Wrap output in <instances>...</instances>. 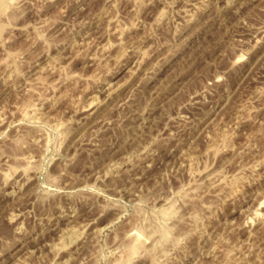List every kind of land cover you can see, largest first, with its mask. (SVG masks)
Wrapping results in <instances>:
<instances>
[{
    "label": "rangeland",
    "instance_id": "rangeland-1",
    "mask_svg": "<svg viewBox=\"0 0 264 264\" xmlns=\"http://www.w3.org/2000/svg\"><path fill=\"white\" fill-rule=\"evenodd\" d=\"M0 2V264H264V0Z\"/></svg>",
    "mask_w": 264,
    "mask_h": 264
},
{
    "label": "bare ground",
    "instance_id": "bare-ground-1",
    "mask_svg": "<svg viewBox=\"0 0 264 264\" xmlns=\"http://www.w3.org/2000/svg\"><path fill=\"white\" fill-rule=\"evenodd\" d=\"M4 2V1H3ZM1 3V2H0ZM3 4H5V3H3ZM1 5H2V3H1ZM3 6L4 5H2V8H3ZM9 6V5H8ZM1 8V7H0ZM9 9V8H8ZM1 10H3V9H1ZM5 10H7V8L5 7ZM1 12V11H0ZM27 166H28V164H26ZM26 169V168H25ZM28 169V168H27ZM28 171V170H27ZM26 171V172H27ZM173 214V213H172ZM72 216V215H71ZM164 216H165V214H164ZM167 216V215H166ZM163 217V216H162ZM167 217H169V215L167 216ZM165 218V217H164ZM170 218V217H169ZM155 227V226H154ZM161 227V226H160ZM162 228V227H161ZM153 229V228H152ZM157 229V228H156ZM155 229V231H157ZM170 229V228H169ZM148 231V230H147ZM155 231L153 230V232L152 233H155ZM164 230H162L161 232H163ZM159 232H160V230H159ZM164 232H168V231H164ZM142 233V232H141ZM140 233V234H141ZM145 233V232H144ZM144 233H142V234H144ZM152 233H150L151 235H152ZM147 234H149V232L147 233ZM156 234V233H155ZM161 234V233H160ZM133 235V234H132ZM131 235V236H132ZM154 235V234H153ZM167 235H169V233L167 234V233H165V236H167ZM145 236V235H144ZM165 236H164V239H165ZM128 237V236H127ZM139 237L140 236H137V237H135V236H132L131 238H129L130 239V243H129V246H131V250L134 252V251H136L138 248L137 247H139L140 248V246H138V240H139ZM150 238V237H149ZM155 238V237H154ZM140 241V240H139ZM145 241V240H144ZM163 243H165V241L163 242ZM155 244V243H154ZM160 245V244H159ZM158 244H157V247L159 246ZM147 247V246H146ZM149 248V247H148ZM154 249V248H153ZM150 250V249H149ZM155 250V249H154ZM151 251V250H150ZM127 253V252H126ZM132 253V252H131ZM140 253V252H139ZM132 255H134V253L132 254ZM130 257V256H129Z\"/></svg>",
    "mask_w": 264,
    "mask_h": 264
}]
</instances>
